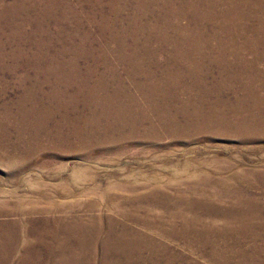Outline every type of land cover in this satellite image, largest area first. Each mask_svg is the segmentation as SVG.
Masks as SVG:
<instances>
[{
  "label": "rangeland",
  "instance_id": "1",
  "mask_svg": "<svg viewBox=\"0 0 264 264\" xmlns=\"http://www.w3.org/2000/svg\"><path fill=\"white\" fill-rule=\"evenodd\" d=\"M0 264H264V0H0Z\"/></svg>",
  "mask_w": 264,
  "mask_h": 264
}]
</instances>
